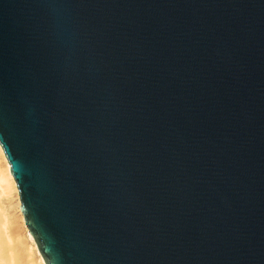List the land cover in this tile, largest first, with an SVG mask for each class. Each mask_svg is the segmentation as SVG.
Here are the masks:
<instances>
[{"label": "water", "instance_id": "obj_1", "mask_svg": "<svg viewBox=\"0 0 264 264\" xmlns=\"http://www.w3.org/2000/svg\"><path fill=\"white\" fill-rule=\"evenodd\" d=\"M0 145L45 264H264V0H0Z\"/></svg>", "mask_w": 264, "mask_h": 264}, {"label": "bare ground", "instance_id": "obj_2", "mask_svg": "<svg viewBox=\"0 0 264 264\" xmlns=\"http://www.w3.org/2000/svg\"><path fill=\"white\" fill-rule=\"evenodd\" d=\"M11 168V165L9 164V162H8V159H7V157L5 156V153H4V151H3V148H2V146L0 145V191H2V193H5V194H7V197H8V195H9V197L12 195V196H15V198H16V201H17V208H18V211H19V217H20V219H21V222H22V224H23V227L26 229L25 231L28 233V237L32 240V242L34 243V245H35V247H36V250H37V252H38V254H39V258H40V261H41V264H45V261H44V259H43V257H42V255H41V253H40V251H39V249H38V247H37V244H36V242H35V240H34V238H33V236L28 232V231H30V229L27 227V225L25 224V221H24V216H23V213H22V211H21V209H20V205H21V202H20V195H19V189L17 188V185H16V180L14 179V176L11 174V172H10V169ZM2 193L0 194V195H2ZM3 196V195H2ZM11 196V197H12ZM1 197V196H0ZM4 197H6L5 195H4ZM8 197V198H9ZM2 199V198H1ZM0 199V200H1ZM5 199V198H4ZM8 201H10V199H8ZM7 202V201H6ZM11 202V201H10ZM9 202V203H10ZM12 203V202H11ZM7 205H8V202H7ZM1 208V207H0ZM11 209V208H10ZM2 210V209H1ZM8 211H9V209H8ZM7 211V212H8ZM1 212H3V210L1 211ZM5 212V211H4ZM4 214V213H3ZM2 214V215H3ZM9 214H11V213H9ZM5 215V214H4ZM5 216H7V218H8V214H6ZM5 216H3V218H5ZM13 217V215L11 216V218ZM15 217V216H14ZM13 217V218H14ZM11 218H9V219H11ZM16 218V217H15ZM7 220V219H6ZM18 220V217L16 218V221ZM2 221H4V219H1V216H0V264H15V262H16V260H17V253H19V252H17V253H15V254H13L14 253V249H13V247H11V245H10V243H13L12 241L10 242V240H9V243H8V241H7V239H9V238H11L12 236H13V233H11V232H9V233H11L12 234V236H9V238H6V234H5V224H4V229H3V225H2ZM8 221V220H7ZM19 221V220H18ZM18 221H17V223H18ZM4 222H6V221H4ZM11 222H13V224H14V221H12L11 220ZM8 223H10V222H8ZM8 223H7V225H8ZM13 224L11 225V226H13ZM16 224V223H15ZM20 224V223H19ZM19 224H18V226H19ZM14 226H16L17 227V224L16 225H14ZM20 226H21V224H20ZM7 227H9V225L7 226ZM6 227V229H8ZM16 227H13V229L11 228V231L13 230L14 231V229H16ZM10 228H9V230H10ZM18 230V228L15 230V231H17ZM7 231L8 230H6V233H7ZM14 231V232H15ZM22 232V231H21ZM25 232V233H26ZM17 233V232H16ZM16 233H15V235H16ZM8 234V233H7ZM11 234H9V235H11ZM23 234V233H22ZM18 235L20 236L21 235V233L19 234V231H18ZM18 235H17V238H18ZM8 237V236H7ZM21 237L22 236H20V239H21ZM16 238V239H17ZM13 239V238H12ZM14 239H15V236H14ZM15 239V240H16ZM18 240V239H17ZM22 241L24 240L23 239V237H22V239H21ZM19 241V240H18ZM21 241V242H22ZM20 242V243H21ZM17 243V242H16ZM15 242H14V244H12L13 246L16 244ZM24 243V242H23ZM27 242H26V240H25V244H26ZM22 244V243H21ZM21 244H20V246H21ZM24 244V245H25ZM16 246H18V245H16ZM15 246V247H16ZM20 246H19V250H20ZM26 246H27V244H26ZM29 248H31V247H29V245H28V247L27 248H24V250H26V249H29ZM18 248H16V250H17ZM21 249H23V247H21ZM23 250V251H24ZM30 250H32V249H30ZM22 251V250H21ZM26 251H28V250H26ZM20 254H22V253H20ZM31 254H33L34 255V253H33V250H32V253ZM19 255V254H18ZM24 255H28V253L27 254H25V252H24ZM32 255V256H33ZM22 256L23 255H21V256H19V257H21L22 258ZM31 255H30V257H32ZM28 257V256H27ZM26 257V258H27ZM21 260V259H20ZM19 260V258H18V261H20ZM18 261H17V264H19L18 263ZM25 261V257H24V260H23V262ZM31 261L33 262V261H35L36 262V258H35V260L33 259L32 260V258H31ZM39 261V262H40ZM21 262H22V260H21ZM20 262V264H22ZM28 262H30V258H29V261L27 260V263ZM34 262V263H35ZM25 264H26V262H25ZM29 264V263H28ZM36 264V263H35Z\"/></svg>", "mask_w": 264, "mask_h": 264}, {"label": "rangeland", "instance_id": "obj_3", "mask_svg": "<svg viewBox=\"0 0 264 264\" xmlns=\"http://www.w3.org/2000/svg\"><path fill=\"white\" fill-rule=\"evenodd\" d=\"M2 193V191H0V194ZM3 195V196H2ZM2 195H0L1 197H0V216H1V219H4V221H6V222H4V221H2L3 223H2V225H3V229H4V224H5V226L7 227L8 225H9V227H7L8 229H6V227H5V234L8 236H6V238H9V236H12V234L11 233H13V236L11 237V238H9V239H7V241H8V243H9V240H10V242L12 241L13 243H10V245H11V247H13V249H14V253L13 254H15V253H17V252H19V253H17V260H16V262H15V264H17V261H18V258H19V260L21 259L22 260V262H21V260L20 261H18V263L20 264V262L22 263V264H25V262H26V264H41V261H40V256H39V254H38V252H37V250H36V247H35V245H34V243L32 242V240L28 237L29 235H28V233L25 231L26 229L23 227V224H22V222H21V219H20V215H19V211H18V208H17V201H16V198H15V196H10L9 197V195H8V197H7V194H5V193H2ZM4 195L6 196V197H4ZM5 198V199H4ZM8 199H10V201L12 202H10V201H8ZM8 202V205H7V202ZM10 202V203H9ZM11 208V209H10ZM3 210V212H1L2 210ZM8 209H9V211H8ZM5 211V212H4ZM8 211V212H7ZM6 215V214H8V218H7V216H5L4 214ZM9 213H11V214H9ZM3 214V215H2ZM13 215V217L15 216L16 218L18 217V223H17V221H16V218L14 217H12L11 218V216ZM3 216H5V218H3ZM9 218H11V219H9ZM8 221H7V220ZM11 220L12 221H14V224H13V222H11ZM8 222H10V223H8ZM7 223H8V225H7ZM17 224V227L16 226H14V225H16ZM21 224V226H20V224ZM13 224V226H11ZM18 224H19V226H18ZM13 229V227H16V229L18 228V230L17 231H15L16 229H14V231L12 230L11 231V228ZM9 228H10V230H9ZM6 230H8L7 231V233H6ZM18 231H19V234L21 233V235L20 236H22L23 237V241L21 240L22 239V237H21V239H20V236L18 235ZM22 231V232H21ZM9 232H11V233H9ZM17 232V233H16ZM26 232V233H25ZM15 233H16V235H15ZM23 233V234H22ZM9 234H11V235H9ZM17 235H18V238H17ZM14 236H15V239H14ZM13 238V239H12ZM25 240H26V244H27V246H26V244H25ZM22 241V242H21ZM14 242L16 243L14 246L12 245V244H14ZM22 244H21V243ZM24 242V243H23ZM20 244H21V246H20ZM25 244V245H24ZM16 245H18V246H16ZM28 245H29V247H31V248H29V249H26V250H28V251H26V250H24V248H27L28 247ZM16 246V247H15ZM19 246H20V250H19ZM21 247H23V249H21ZM16 248H18L17 250H16ZM30 249H32L33 250V253H34V255L33 254H31L32 253V250H30ZM22 250V251H21ZM24 250V251H23ZM24 252H25V254H27L28 253V255H24ZM20 253H22V254H20ZM19 254V255H18ZM21 255H23L22 256V258L21 257H19V256H21ZM30 255L32 256V257H30ZM28 256V257H27ZM24 257H25V261L23 262V260H24ZM27 257V258H26ZM29 258H30V262H28L27 263V260L29 261ZM31 258H32V260L34 259L35 260V258H36V262L35 261H31ZM40 261V262H39ZM35 262V263H34Z\"/></svg>", "mask_w": 264, "mask_h": 264}]
</instances>
